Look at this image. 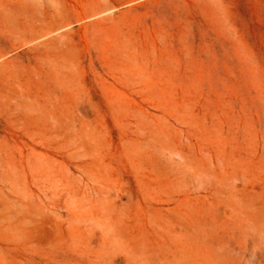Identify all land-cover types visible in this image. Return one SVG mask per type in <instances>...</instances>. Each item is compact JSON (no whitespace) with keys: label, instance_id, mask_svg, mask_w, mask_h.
Returning <instances> with one entry per match:
<instances>
[{"label":"rangeland","instance_id":"374dc122","mask_svg":"<svg viewBox=\"0 0 264 264\" xmlns=\"http://www.w3.org/2000/svg\"><path fill=\"white\" fill-rule=\"evenodd\" d=\"M0 264H264V0H0Z\"/></svg>","mask_w":264,"mask_h":264}]
</instances>
